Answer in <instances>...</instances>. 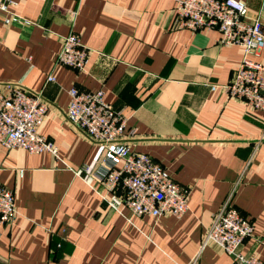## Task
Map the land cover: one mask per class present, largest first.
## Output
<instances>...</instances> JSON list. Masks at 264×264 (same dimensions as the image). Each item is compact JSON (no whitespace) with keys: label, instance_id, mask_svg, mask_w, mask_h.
Instances as JSON below:
<instances>
[{"label":"crops","instance_id":"obj_1","mask_svg":"<svg viewBox=\"0 0 264 264\" xmlns=\"http://www.w3.org/2000/svg\"><path fill=\"white\" fill-rule=\"evenodd\" d=\"M241 1L264 30V0ZM176 2L14 0L29 24L5 25L0 12V87L43 96L38 132L56 147L29 153L0 144V184L17 211L0 225V264H237L202 241L238 180L233 204L254 227L240 249L264 261V109L211 89L231 79L242 47L221 44L216 28L178 27ZM70 32L89 49L82 71L56 61ZM251 58L264 64V46ZM72 86L101 89L125 116L130 149L189 187L184 215L128 218L107 205L91 177L102 143L66 116Z\"/></svg>","mask_w":264,"mask_h":264},{"label":"built area","instance_id":"obj_2","mask_svg":"<svg viewBox=\"0 0 264 264\" xmlns=\"http://www.w3.org/2000/svg\"><path fill=\"white\" fill-rule=\"evenodd\" d=\"M14 0H0V12L5 25L29 24L13 12ZM176 24L180 28L198 31L216 28L223 45H238L243 54L231 79L225 84H212L231 98L244 100L253 109H264V64L251 55L264 46L261 20L246 19V5L241 0H177ZM89 57V49L79 33L70 32L62 39L57 63L82 71ZM52 74L46 81H54ZM48 110V103L40 93H32L20 84L0 87V144L6 148H21L29 153L50 152L56 147L38 132ZM68 121L89 138L102 143L103 153L91 177L102 186L101 197L117 213L128 218L149 215L180 217L188 210L189 187L176 182L159 162L148 154L134 152L122 140L125 116L114 110L104 99L101 89L82 91L69 89L66 111ZM235 183L207 229L202 247L214 242L237 264H264V261L244 254L240 247L253 234L254 227L233 204ZM14 193L0 184V225L11 223L16 217Z\"/></svg>","mask_w":264,"mask_h":264}]
</instances>
